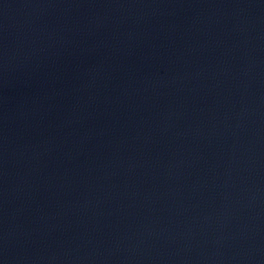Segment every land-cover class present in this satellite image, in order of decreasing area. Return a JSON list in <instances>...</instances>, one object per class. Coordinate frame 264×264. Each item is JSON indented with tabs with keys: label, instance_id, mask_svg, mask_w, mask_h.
I'll return each mask as SVG.
<instances>
[{
	"label": "water",
	"instance_id": "obj_1",
	"mask_svg": "<svg viewBox=\"0 0 264 264\" xmlns=\"http://www.w3.org/2000/svg\"><path fill=\"white\" fill-rule=\"evenodd\" d=\"M0 264H264V0H0Z\"/></svg>",
	"mask_w": 264,
	"mask_h": 264
}]
</instances>
